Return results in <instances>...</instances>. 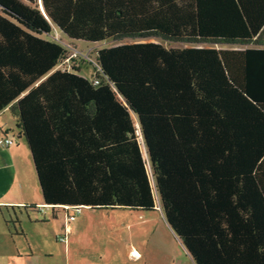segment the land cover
Instances as JSON below:
<instances>
[{"label":"trees","instance_id":"1","mask_svg":"<svg viewBox=\"0 0 264 264\" xmlns=\"http://www.w3.org/2000/svg\"><path fill=\"white\" fill-rule=\"evenodd\" d=\"M54 28L140 41L87 79ZM7 107L45 204L159 208L195 264H264V0H0Z\"/></svg>","mask_w":264,"mask_h":264},{"label":"crops","instance_id":"2","mask_svg":"<svg viewBox=\"0 0 264 264\" xmlns=\"http://www.w3.org/2000/svg\"><path fill=\"white\" fill-rule=\"evenodd\" d=\"M54 30L58 32L57 29L54 28ZM73 64L80 68V62L75 61ZM57 69L63 70L62 65H57L51 72ZM79 75L82 76L80 71ZM5 136L11 138L12 143L6 146L0 145V213L9 234L13 237L11 227H14L16 235H26L23 230L18 232L17 228L22 222L23 215L30 218L32 211H48L54 218L58 213L56 211L63 210V208L44 203L31 152L25 139L17 133L16 119L9 107L0 112V138ZM81 209L86 210L84 212L101 210L99 212H104L105 216L104 220H97V223L93 220L92 223L83 225L79 221L78 214L80 213H78L73 220L65 222L64 229L67 226L69 230L66 234V237H69V243L74 241V237H96L99 241L82 257L89 264H123L126 262L128 264H157L159 262L161 264H195L174 233L173 237H133L134 231L137 232L143 225L148 224L150 215L156 218L154 220L160 219L162 223L167 224L159 208L148 211L126 208L81 207ZM73 213L74 211L69 213L66 210V218ZM107 229L108 232H114L116 236H103ZM149 240L155 245L157 251L162 252L156 262L154 257L148 253ZM165 243H167V248ZM166 251H168L167 257L164 253ZM181 258H184L183 262ZM179 259L181 262H178ZM72 260L73 264H79L74 254H70L68 245L66 246V264H70Z\"/></svg>","mask_w":264,"mask_h":264},{"label":"rangeland","instance_id":"3","mask_svg":"<svg viewBox=\"0 0 264 264\" xmlns=\"http://www.w3.org/2000/svg\"><path fill=\"white\" fill-rule=\"evenodd\" d=\"M60 39L65 44H70L71 47L87 52L90 61L94 60L95 52L100 48L116 46L123 43H132L140 41L137 39L125 38L122 40H105L98 43H88L83 41H71L66 39L65 36L60 34ZM143 41H159L160 39L150 38ZM167 47H186L189 44L182 42H163ZM212 46V45H206ZM216 48H221L224 46L213 45ZM233 48H238L237 46H228ZM70 52H68L69 54ZM80 74L82 76L90 77L95 71V65L93 62H81ZM138 136H140L138 132ZM140 141H141V137ZM143 153L145 155V149L143 148ZM74 210L68 209L71 213ZM83 211V212H81ZM86 210L80 209L79 221L83 225L92 223L93 220L97 223V220H104V212H99L101 210H92L89 212H84ZM56 212L57 215L52 218L48 211L44 212H33L31 217L27 218L23 215L22 222L18 228V232L23 230L26 235H16L14 227H11L14 233L13 237L9 234L6 223L0 213V264H66V246L69 245L70 254H74L76 260L79 264H89L84 257L89 251L93 249L95 244H98L96 237H74L72 242L69 243V237H66L65 241H61L59 238L64 235V225L66 220V211L59 209ZM5 214V210L3 209ZM100 213V214H99ZM149 222L139 230L134 231L133 237H173V232L164 222L162 223L159 219L154 220L152 215L149 216ZM36 219V221L34 220ZM19 225V223H18ZM103 234L105 237H115L114 232H108ZM76 235V234H75ZM123 237V236H119ZM101 241V240H100ZM109 241V240H108ZM167 248V243L164 244ZM148 253L152 255L154 261L159 259L161 251H157L155 245L150 242L147 243ZM166 257L168 256V251L164 252ZM188 259V258H186ZM184 261V258H181ZM180 259L178 262H181ZM125 262V261H124ZM70 264H73V260ZM123 264H128L123 263ZM161 264V262L157 263Z\"/></svg>","mask_w":264,"mask_h":264},{"label":"built area","instance_id":"4","mask_svg":"<svg viewBox=\"0 0 264 264\" xmlns=\"http://www.w3.org/2000/svg\"><path fill=\"white\" fill-rule=\"evenodd\" d=\"M54 40H56L57 42L61 43L67 50H69V54L68 56L64 59V62L63 63H67V62H70L72 59L74 58H82V59H85L87 60L88 62H93L94 65H95V69L97 70L98 69V65L96 64V62L93 60V61H90L89 59V56L87 55V52L85 51H82V50H79V49H76L75 47H71V45L68 43V44H65L61 39H60V36H59V33L58 32H55L54 34ZM94 83H98V80L97 79H94L93 80ZM12 143V139L9 138V137H2L0 138V145L2 146H6V145H10ZM80 209L81 208H74V213L71 214V215H68V217L66 218L67 221H71L75 218V215L78 214L80 212ZM69 232L67 226L65 227L64 229V235L62 237H60L59 239L61 241H65L66 240V234Z\"/></svg>","mask_w":264,"mask_h":264}]
</instances>
